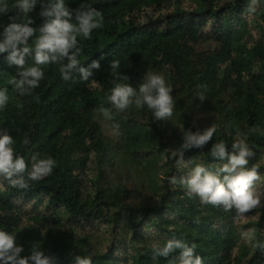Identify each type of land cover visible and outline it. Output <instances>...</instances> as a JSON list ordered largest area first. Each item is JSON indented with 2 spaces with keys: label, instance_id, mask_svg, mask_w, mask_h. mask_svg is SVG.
I'll return each instance as SVG.
<instances>
[{
  "label": "trees",
  "instance_id": "16d2710c",
  "mask_svg": "<svg viewBox=\"0 0 264 264\" xmlns=\"http://www.w3.org/2000/svg\"><path fill=\"white\" fill-rule=\"evenodd\" d=\"M65 2L101 13L102 27L77 37L80 62L99 60L100 68L90 83L75 72L64 80L62 62L49 63L39 86L20 96L9 83L17 69L0 54V88L9 96L0 131L26 162L33 153L56 161L27 189L0 180V227L16 234L22 254L38 243L53 264H72L75 255L92 264H173L174 254L154 256V245L172 238L194 244L203 264H264V0ZM0 4L8 9L0 25L24 22L15 0ZM39 10L38 3L29 13L36 28ZM113 60L133 86L149 73L165 79L174 101L168 121L134 104L112 108ZM209 126L213 138L180 155L182 131ZM236 133L259 177L261 206L245 214L202 203L179 183L195 164L214 173L227 158L211 157L212 144L224 140L230 149Z\"/></svg>",
  "mask_w": 264,
  "mask_h": 264
},
{
  "label": "clouds",
  "instance_id": "9594fccd",
  "mask_svg": "<svg viewBox=\"0 0 264 264\" xmlns=\"http://www.w3.org/2000/svg\"><path fill=\"white\" fill-rule=\"evenodd\" d=\"M38 3L43 22L36 28L32 26L29 13ZM14 7L24 22H15L10 17L7 24L0 25V54L6 53L7 64L17 69L16 76L9 83L18 95L31 94L44 76L42 66L58 61L62 62L59 67L62 79H71L75 72L81 81L95 83L90 78L93 70L100 68L99 60L93 59L86 66L80 62L81 49L77 37L90 39L93 31L102 27L103 17L98 10L71 9L65 0H47L46 4L43 0H15ZM7 11V7L0 4V14ZM30 38H34L31 45ZM26 58H30L31 63H27ZM119 63V60H113L109 65L115 76L107 96L112 108L124 111L134 104L136 108L150 110L153 120L168 121L173 114L174 101L170 94L172 88L165 79L157 73H149L133 86L127 82V75L117 71ZM8 100V90L0 88V109ZM99 111L106 120H111L109 109L102 107ZM112 127L115 129L118 125L113 123ZM215 131L214 126L196 131L183 130L180 155L183 150L202 147L213 138ZM24 143L28 141L25 139ZM13 144L14 138L6 130L0 131V180L12 188L27 189L29 181H39L51 174L56 166L55 159L33 153L30 161L26 162L14 151ZM209 154L221 161L226 157V162L214 173L203 164H195L179 181L186 193L198 197L202 203L222 206L225 210L234 209L238 214L261 206V198L253 188L254 181L259 178L258 171L247 167L253 152L245 139L236 133L230 149L224 140L214 142ZM24 252V246L16 241V234L0 227V264H53L41 244L33 243L27 254H22ZM170 254H174L173 264H203L194 244L172 238L162 245H154V256L167 258ZM72 264H92V259L87 255H75Z\"/></svg>",
  "mask_w": 264,
  "mask_h": 264
}]
</instances>
